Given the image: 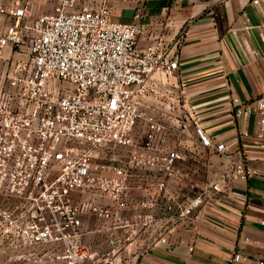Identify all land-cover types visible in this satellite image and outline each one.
I'll use <instances>...</instances> for the list:
<instances>
[{
    "label": "built area",
    "instance_id": "built-area-1",
    "mask_svg": "<svg viewBox=\"0 0 264 264\" xmlns=\"http://www.w3.org/2000/svg\"><path fill=\"white\" fill-rule=\"evenodd\" d=\"M116 1L54 0L41 12L20 0L0 5V58L8 48L24 56L0 81V221H10L24 246L47 248L45 262L144 264L231 182L257 174L247 157L197 126L228 167L199 191L172 189L190 176L182 164L195 147L189 118L169 119L146 103L157 96L158 76H177L181 53L142 48L144 0L129 23L114 20ZM186 38L183 29L180 47ZM231 103L238 120L256 115L264 150V93Z\"/></svg>",
    "mask_w": 264,
    "mask_h": 264
},
{
    "label": "crops",
    "instance_id": "crops-1",
    "mask_svg": "<svg viewBox=\"0 0 264 264\" xmlns=\"http://www.w3.org/2000/svg\"><path fill=\"white\" fill-rule=\"evenodd\" d=\"M256 1L140 3V46L155 45L168 57L181 53L177 76L168 83L158 76L157 96L146 104L169 119L181 121L183 114L189 118L188 144L195 147L186 152L182 164L191 168L190 176L174 183L172 189L199 191L220 180L228 167L225 157L203 145L197 126L212 141L230 145L237 158L247 157L257 170L251 177L231 182L227 191L195 213L193 221L180 224L168 243L149 252L144 264H256L264 256V150L255 138L257 117L236 119L231 103L232 96L249 100L264 93V0ZM136 9V0H117L113 18L132 22ZM183 29L187 38L180 47L178 37ZM242 129L249 136L242 135ZM235 253L243 258L230 261Z\"/></svg>",
    "mask_w": 264,
    "mask_h": 264
},
{
    "label": "rangeland",
    "instance_id": "rangeland-1",
    "mask_svg": "<svg viewBox=\"0 0 264 264\" xmlns=\"http://www.w3.org/2000/svg\"><path fill=\"white\" fill-rule=\"evenodd\" d=\"M19 0H0V5H8ZM21 2L30 3L36 12L45 11L54 3V0H20ZM5 22V16L0 15V23ZM4 56L0 58V81L4 70L11 67L12 61L17 57H24L17 53H11V49H6ZM10 56V57H9ZM9 57V58H8ZM66 85V84H64ZM149 99L147 105L150 104ZM155 104L152 105V108ZM15 228H12L10 221H0V264H53L48 260L44 261L43 253L47 251L44 247H29L24 246L21 241L16 240ZM101 238V237H100ZM104 239L102 238V243ZM38 255V256H37Z\"/></svg>",
    "mask_w": 264,
    "mask_h": 264
}]
</instances>
